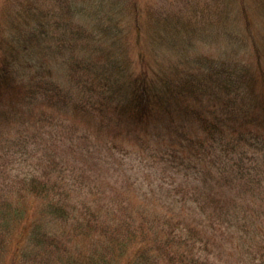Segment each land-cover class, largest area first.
<instances>
[{"label": "trees", "instance_id": "16d2710c", "mask_svg": "<svg viewBox=\"0 0 264 264\" xmlns=\"http://www.w3.org/2000/svg\"><path fill=\"white\" fill-rule=\"evenodd\" d=\"M140 1L0 0V264H264V0Z\"/></svg>", "mask_w": 264, "mask_h": 264}, {"label": "rangeland", "instance_id": "374dc122", "mask_svg": "<svg viewBox=\"0 0 264 264\" xmlns=\"http://www.w3.org/2000/svg\"><path fill=\"white\" fill-rule=\"evenodd\" d=\"M142 1L143 0L140 1V4L143 3ZM260 30L264 32V28ZM131 46L132 53H127L133 60H136L137 52L141 49H145V45L143 42H136L134 38H132ZM199 50L203 53L214 54L213 50L206 47L205 45L199 47ZM133 141H135L133 137L120 139L119 144H122L127 147V149L134 151L135 154L133 155L127 153L126 155L124 153V155H121L119 152L113 151L112 154L115 159L108 167H105L104 165L96 162L94 159L92 160V157L89 156L88 162L91 164L92 168L88 175H85V179L92 185L99 186L98 188H100L101 191H104V195L101 196L104 202L107 200L113 201L119 193H121L122 191H127L132 194V207L135 209H139L140 207L145 206V197L141 199L139 196L141 190L139 191L136 189V183L138 185L143 183L136 181V177L144 182V185H141V189L145 190V165H141L142 163L139 162V159H137V154H139L140 151L138 150L139 148L133 144ZM133 168H135V170H133ZM123 171L126 172L123 173ZM127 175L130 176V179L135 183V186H133L131 190L124 186V181L128 177Z\"/></svg>", "mask_w": 264, "mask_h": 264}]
</instances>
